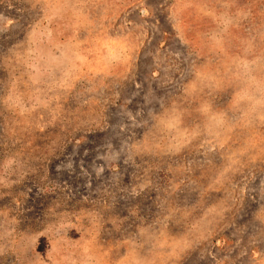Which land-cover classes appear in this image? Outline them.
I'll return each mask as SVG.
<instances>
[{
  "label": "rangeland",
  "instance_id": "rangeland-1",
  "mask_svg": "<svg viewBox=\"0 0 264 264\" xmlns=\"http://www.w3.org/2000/svg\"><path fill=\"white\" fill-rule=\"evenodd\" d=\"M0 264H264V0H0Z\"/></svg>",
  "mask_w": 264,
  "mask_h": 264
}]
</instances>
